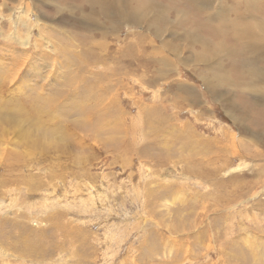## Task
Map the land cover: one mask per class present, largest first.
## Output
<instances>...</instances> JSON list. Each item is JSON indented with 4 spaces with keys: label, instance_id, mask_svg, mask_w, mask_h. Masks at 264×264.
<instances>
[{
    "label": "rangeland",
    "instance_id": "1",
    "mask_svg": "<svg viewBox=\"0 0 264 264\" xmlns=\"http://www.w3.org/2000/svg\"><path fill=\"white\" fill-rule=\"evenodd\" d=\"M112 1L0 0V264H264V0Z\"/></svg>",
    "mask_w": 264,
    "mask_h": 264
},
{
    "label": "bare ground",
    "instance_id": "2",
    "mask_svg": "<svg viewBox=\"0 0 264 264\" xmlns=\"http://www.w3.org/2000/svg\"><path fill=\"white\" fill-rule=\"evenodd\" d=\"M91 1V4H90V7H94V0H90ZM99 1V0H98ZM103 1V0H102ZM107 2V0H105ZM113 2V1H112ZM152 0H136L135 4H133L132 2L128 1V5L131 6V9H133L134 11H130L129 10V7L126 6V8H124V5H121V8H122V11H118L116 12V9L115 7L117 5H115V1L113 2V6L112 8L109 6L108 7V13H105L103 11L100 10V12H98L97 14L91 10L90 12H84V13H81V18L84 20V22L86 23H91V22H94L92 23L93 25L96 26V28L98 29H103V28H100L102 26V22H100L98 20V18H94L93 15H96V16H104L106 17L108 20L111 19V21L115 24V25H119V24H123V23H132L133 25H138L142 22H145V21H148L146 22L147 25L149 26L150 25H157V24H160L163 20H161L159 18V13L161 14L162 10L158 11V9H155V7L152 5ZM205 2V1H204ZM209 2V1H208ZM75 4V3H74ZM111 4V2H110ZM159 4V3H158ZM204 4V3H203ZM72 6V5H71ZM57 7V6H56ZM128 7V9H127ZM149 7H154V12L151 13L149 11ZM159 7V6H158ZM211 7V9L214 11L215 8H212V6H209ZM85 8V7H84ZM57 9V8H56ZM75 9V8H74ZM78 9V8H77ZM76 9V10H77ZM162 9V8H161ZM209 9V8H208ZM211 10V11H212ZM58 11V9H57ZM149 11V12H148ZM81 12V11H80ZM123 12L121 15L122 19L120 18L118 20V16H119V13ZM145 12V14L142 16V14ZM75 13V12H73ZM208 13V12H207ZM105 14V15H104ZM206 14V13H205ZM127 15V16H126ZM207 15V14H206ZM149 18H148V17ZM158 16V17H156ZM166 17V15H165ZM206 17V16H205ZM190 18V17H189ZM166 20V19H165ZM169 20V19H168ZM91 21V22H90ZM167 21V20H166ZM238 21V20H237ZM100 23V24H99ZM99 24V25H98ZM242 24H243V21H242ZM200 25V24H199ZM233 27L236 25L235 22L232 24ZM194 26V25H193ZM198 26V25H196ZM195 26V27H196ZM202 26V24H201ZM249 26V25H247ZM244 27L242 30L238 29V33L241 34L240 38H244L246 40H248L252 45H247L248 49L253 52V54L255 53L256 55L259 56V58L261 60H263L264 58V30L261 32L257 29H253L251 27ZM150 27V26H149ZM200 27V26H199ZM210 27V26H209ZM198 28V27H196ZM237 28V26H236ZM82 29V28H81ZM201 30V29H200ZM262 30V29H261ZM217 51V50H216ZM220 52V51H218ZM243 60V59H242ZM239 61V60H238ZM198 65H202V62L200 61H197L196 62ZM195 64V66L197 65ZM250 64V63H249ZM247 67V66H246ZM252 66H250V79H248V83L246 81V78H247V74L245 73V68L242 69V74H243V78L241 79L242 82H241V85H245L247 89L249 88H254V92L256 91V93H260L258 94L259 95V100L261 101H264V67H260V66H255L251 69ZM198 69V68H196ZM203 69V68H202ZM207 71H211L210 70V67L208 66L207 68ZM215 73V76H206L204 78L205 80V83L208 85V86H211V87H217L216 86V83H218L219 85V82H221V80L218 78L217 74L215 71H213ZM213 74V73H212ZM230 84L232 86H235V83L234 82H230ZM230 102V101H229ZM224 103H228L226 100H224ZM236 109H239V108H236ZM229 115L236 121V122H239V120H241V118L239 117V115L237 114L236 110L235 109H230L229 110ZM243 118V117H242ZM240 128V127H239ZM249 129L247 130H242L243 131V135H249ZM238 131V129H237ZM257 133H262V132H257ZM241 134V133H240ZM229 135V134H228ZM234 138H237V135L234 134ZM233 138V139H234ZM230 139V138H229ZM243 139V138H242ZM245 139V138H244ZM254 141H256L257 143H259V145L261 147H263L264 149V138L262 137V135H259V136H256L254 135ZM240 141L242 142V140L240 139ZM237 149H239L240 151H234L237 154H240L241 156H245V157H248L249 153H247V151L249 150V148L247 147H240L238 145ZM259 151V150H258ZM256 151V153L252 154V157L253 158H258V157H262L264 156V151H261L258 152ZM252 159V158H251ZM262 171V170H261Z\"/></svg>",
    "mask_w": 264,
    "mask_h": 264
}]
</instances>
